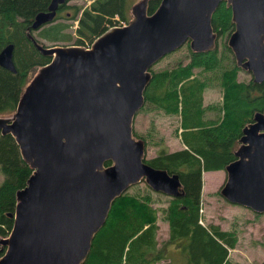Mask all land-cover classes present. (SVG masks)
<instances>
[{
    "label": "water",
    "instance_id": "95a60500",
    "mask_svg": "<svg viewBox=\"0 0 264 264\" xmlns=\"http://www.w3.org/2000/svg\"><path fill=\"white\" fill-rule=\"evenodd\" d=\"M66 1L50 0L29 29L51 22ZM222 1L234 24L227 44L235 65L264 81V0H160L150 13L148 0H138L125 26L105 29L88 47L43 44L28 31L50 59L24 86L15 110L0 115V133L12 135L32 169L16 190L12 227L0 236V264H80L129 186L144 180L154 191L184 194L178 173L145 161L146 143L133 134V121L158 59L186 41L196 52L215 46L212 14ZM0 65L15 71L12 43L0 50ZM238 141L219 193L264 213V111L253 113Z\"/></svg>",
    "mask_w": 264,
    "mask_h": 264
},
{
    "label": "trees",
    "instance_id": "16d2710c",
    "mask_svg": "<svg viewBox=\"0 0 264 264\" xmlns=\"http://www.w3.org/2000/svg\"><path fill=\"white\" fill-rule=\"evenodd\" d=\"M50 0H0V50L13 44L15 71L0 65V114L15 110L20 94L36 69L49 61L27 35L34 15L46 10ZM133 0H91L84 7L66 2L58 6L53 20L33 34L51 41H69L89 45L107 29L112 17L129 20ZM160 0H148L152 12ZM66 10L64 15L62 11ZM76 19L74 33L68 31ZM212 25L220 35L234 29L231 10L222 1L212 14ZM41 41V40H40ZM225 42L202 52L189 49V60L172 67L152 71L144 90V105L155 106L178 116V137L184 144L175 150L161 148L145 161L154 167L178 173L181 196H170L162 209L168 224V235L159 243L157 232L158 208L152 205L149 192H123L109 209L104 225L95 234L87 257L80 264H240L229 258V249L236 244L231 230L218 224L201 221L202 171L223 169L235 158L242 127L255 111H264V81L254 82L237 78L238 67L230 57ZM220 66V103L204 104L207 85L201 74ZM199 68L200 76L194 73ZM144 107V106H143ZM208 108L219 111L217 118H207ZM133 134L136 132L133 129ZM146 145L145 134H139ZM0 236L9 233L13 218L9 215L15 205L16 190L25 185L31 167L20 156L11 134L0 133ZM173 246L171 249L170 247ZM165 263V264H166Z\"/></svg>",
    "mask_w": 264,
    "mask_h": 264
},
{
    "label": "rangeland",
    "instance_id": "374dc122",
    "mask_svg": "<svg viewBox=\"0 0 264 264\" xmlns=\"http://www.w3.org/2000/svg\"><path fill=\"white\" fill-rule=\"evenodd\" d=\"M90 1L91 0H67L66 4H75L84 7L88 5ZM136 1L138 0H133L132 3ZM65 11L66 10L62 11V15H64ZM63 20L70 23V26L67 29L74 33V28L77 23L76 19L63 18ZM38 29L33 30L32 33H38ZM37 38L40 39L41 41L39 40V42L43 44H74L71 43L73 40L51 41L40 36H37ZM227 38L228 34L224 36L217 33L215 46L220 49L223 42L228 46ZM189 49H191L189 42L186 41L180 47L166 53L151 66V73L152 71L163 69L165 67H172L179 61L186 63L189 60ZM230 57H232L233 62L235 63L231 49L230 52L225 53V65L230 64ZM238 68V79L249 80L251 78L249 72L240 67ZM194 73L200 76L199 68H194ZM201 76L205 77V80L208 82L204 90V104L212 105L220 103L222 99V89L219 85L220 66L212 68L210 71L201 74ZM143 106L137 111L134 117L133 129L136 132V135L134 134L136 137L139 136V134H145L147 136L146 139L148 144L146 145L145 157L148 158L155 155L161 148L167 150L178 148L181 144L177 131L178 116L166 113L155 106L148 104H143ZM218 115L219 111L215 108H208L205 112L207 118L215 119ZM217 175H219V172H214L211 176H206L204 174L200 209L202 223H215L222 229L231 230L234 233L236 244L229 249V258L232 261H237L240 264L264 263V213H257L247 207L230 203L224 199L219 193V189L225 180L226 174H222L220 179L217 178ZM2 178L3 174L0 170V182ZM126 191H129L130 193H136L138 191L140 193L149 192L151 194L153 200L152 205L158 208L159 228L157 238L159 243L162 242V240L168 235V224L166 220L163 219L161 208L167 204V200L170 196L152 190L144 180L129 186ZM166 262L167 260H161L157 264H165Z\"/></svg>",
    "mask_w": 264,
    "mask_h": 264
},
{
    "label": "crops",
    "instance_id": "0c3cea01",
    "mask_svg": "<svg viewBox=\"0 0 264 264\" xmlns=\"http://www.w3.org/2000/svg\"><path fill=\"white\" fill-rule=\"evenodd\" d=\"M179 140H180V139H179ZM180 142H181V140H180ZM183 146H184V144L181 142L180 146H179L178 148H176V149H179V148H181V147H183ZM174 150H175V149H174ZM214 172H219V175H217V178H218V179H220V177L222 176V174L225 173L224 169L203 170V171H202V187H203V181H204V174H205L206 176H211V175H213ZM218 179H217V180H218ZM201 195H202V189H201ZM170 248L172 249L173 246H171ZM166 264H169V263H166Z\"/></svg>",
    "mask_w": 264,
    "mask_h": 264
},
{
    "label": "built area",
    "instance_id": "2783aa9c",
    "mask_svg": "<svg viewBox=\"0 0 264 264\" xmlns=\"http://www.w3.org/2000/svg\"><path fill=\"white\" fill-rule=\"evenodd\" d=\"M127 22H128L127 20L120 19L118 15H115L114 17H112V22L107 24V28L113 27V26H125ZM89 45H87L86 47H88Z\"/></svg>",
    "mask_w": 264,
    "mask_h": 264
}]
</instances>
